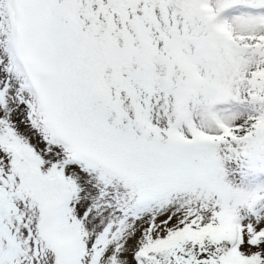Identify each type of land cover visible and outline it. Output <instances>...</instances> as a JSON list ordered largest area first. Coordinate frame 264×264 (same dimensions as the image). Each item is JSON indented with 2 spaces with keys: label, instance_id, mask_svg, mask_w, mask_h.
<instances>
[{
  "label": "snow or ice",
  "instance_id": "snow-or-ice-1",
  "mask_svg": "<svg viewBox=\"0 0 264 264\" xmlns=\"http://www.w3.org/2000/svg\"><path fill=\"white\" fill-rule=\"evenodd\" d=\"M0 264H264V0H0Z\"/></svg>",
  "mask_w": 264,
  "mask_h": 264
}]
</instances>
